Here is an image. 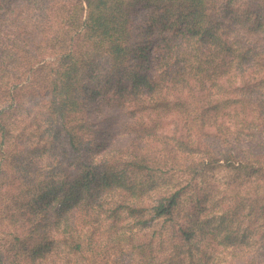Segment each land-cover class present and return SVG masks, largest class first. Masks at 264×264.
I'll return each mask as SVG.
<instances>
[{
	"label": "trees",
	"instance_id": "obj_1",
	"mask_svg": "<svg viewBox=\"0 0 264 264\" xmlns=\"http://www.w3.org/2000/svg\"><path fill=\"white\" fill-rule=\"evenodd\" d=\"M0 264H264V0H0Z\"/></svg>",
	"mask_w": 264,
	"mask_h": 264
},
{
	"label": "rangeland",
	"instance_id": "obj_2",
	"mask_svg": "<svg viewBox=\"0 0 264 264\" xmlns=\"http://www.w3.org/2000/svg\"><path fill=\"white\" fill-rule=\"evenodd\" d=\"M147 17H148V13H145V12H142V14H140L139 15V19H140V21H141V25H142V27H144V25H149V23L148 22H150V21H147L146 19H147ZM149 19V18H148ZM158 23H157V21L153 24V25H157ZM43 55H46V57L47 58H50V57H53V52H49V51H47L45 54H43ZM38 112H39V109H38ZM37 112V113H38ZM37 113L35 114V107L33 108V110H32V112H31V116L32 117H36V115H37ZM26 118H27V120H24L23 122H29L30 120H31V117H27L26 116ZM29 142H31V141H29ZM113 143V142H112ZM106 147H108V146H106ZM106 149L107 148H105V149H101L98 153H96V154H94L93 155V158L94 159H97V160H99L103 155H104V153H105V151H106ZM222 173L220 172L219 173V175H221ZM166 177H167V175H166ZM171 181H174L173 179H170ZM170 180H169V182H170ZM168 182V183H169ZM167 184H165V183H157V184H155L154 185V188L153 189H156V190H161V189H163L164 188V186H166ZM160 187H163V188H160ZM159 188V189H158ZM157 192V191H156ZM149 194H152V192L151 193H149Z\"/></svg>",
	"mask_w": 264,
	"mask_h": 264
}]
</instances>
